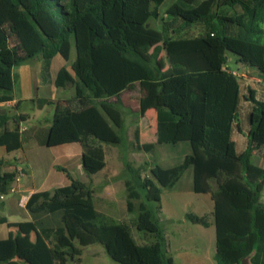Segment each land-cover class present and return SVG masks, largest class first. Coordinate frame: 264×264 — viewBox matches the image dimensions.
I'll list each match as a JSON object with an SVG mask.
<instances>
[{
	"label": "trees",
	"instance_id": "trees-1",
	"mask_svg": "<svg viewBox=\"0 0 264 264\" xmlns=\"http://www.w3.org/2000/svg\"><path fill=\"white\" fill-rule=\"evenodd\" d=\"M165 1L0 0V104L13 101L14 68L39 59L42 82L48 83L52 59L69 62L74 50L70 71L62 66L53 85L73 86L77 108L69 100H31L38 108L54 107L45 146L79 144L86 175L100 172L103 145H121V92L138 85L140 113L154 110L156 129L155 142L136 150L150 154L163 144L191 147L177 165L152 161L148 177L141 176L144 167L123 158L126 209L138 211L133 225L152 236L151 243L138 245L127 224L98 213L92 188L68 176L69 185L28 197L24 208L30 221L0 218L8 229L0 240V264H77L81 248L95 244L117 264H173L157 220L160 193L189 167L194 190L211 193L215 263L241 264L251 256V264H264V168L250 164L251 154L264 146V103L252 90L245 97L252 105L247 147L236 154L231 130L240 87L223 69L232 53L264 72V0H173L161 10ZM152 20L159 29L150 26ZM11 38L17 47L10 45ZM21 121L0 113V147L8 153L22 148ZM2 165L0 196L13 180L2 175ZM185 219L209 226L207 216L186 214Z\"/></svg>",
	"mask_w": 264,
	"mask_h": 264
},
{
	"label": "crops",
	"instance_id": "crops-1",
	"mask_svg": "<svg viewBox=\"0 0 264 264\" xmlns=\"http://www.w3.org/2000/svg\"><path fill=\"white\" fill-rule=\"evenodd\" d=\"M55 57L51 61L50 80L48 83L42 82V78L40 74V70H41L40 61H38L36 65H32L31 63H28V64L14 68L13 70V101L10 103L0 104V106L4 107V110L7 111L11 107L13 108V105L16 102L19 103L18 104V109H19V107H21L23 102H29L32 104L33 102H31V100L49 99L52 101L69 100L71 102L70 106L74 108V106H76L75 105L76 101L73 98L75 94V89L73 93H68V94L63 93L59 95L56 94L58 90H65L66 88L65 89L56 88L53 85V80L56 75L52 78L51 70H52V64H53ZM160 58L162 59V62H163V69L164 70L167 69L168 63L163 53L160 55ZM233 60L234 61L232 65L228 64V56H227V62L223 66V69L229 73L231 72L235 73L236 75L234 76L239 81L240 98H239L238 106H237V120L233 124L232 130H231V140L234 142L236 154L239 155V154H242L246 150V147H247V133L249 131V115H250L251 107H252L251 103L248 102L245 99V97L248 96L249 91L252 90L254 93L255 99L264 103V72L260 71L257 65L250 66V65H244L238 62L236 55ZM136 86L137 85H134L133 88L122 91L121 95L125 91L133 90ZM39 90L42 91L43 96L38 94ZM140 93L142 97V92ZM124 111H123V115H124ZM147 114H152L153 116L150 121L146 120ZM20 116L24 119V121L26 120V117L24 116V114L17 111V114L15 115V117L19 118ZM138 116H139V121L136 123V126L139 129L134 130L133 136H134L135 144L142 145L140 127L141 125H145L146 127L152 126L154 130V126H156V119H154L155 111L152 109H148L143 114H141L140 113V100H139ZM22 122L23 121L19 122V129L23 133V143L26 140L28 144L27 145L28 148L29 149L33 148L37 152V155L35 153L36 162L32 161L31 158H27L26 161L28 165L26 168H22L25 171V173H24V178H22L20 183L16 185L15 193H17V200L18 199L20 200L21 197H26V199H28V197L32 193H35V192L53 191L56 188L67 186L70 184V179L68 178V176L74 180H77L76 178H74L70 170H68L65 166H61L60 164L51 163L46 168L47 158L45 155H43V153L40 152V150H43L46 148L62 149L63 151H59L58 156L65 158L66 160L72 159V162H73V165H75L76 171L81 172L80 173L81 175H84L86 176V178H88V175H86V173L84 172L82 168V148L80 147L79 144H66V145H60V146H55V147H47L45 146L44 143H45L46 136H47V130L49 129L51 122H46L44 126L42 125L35 126L36 128L35 133L37 134L39 133L37 136L35 135L25 136L28 129L22 124ZM124 127H125V121L123 123V128ZM8 128L11 129L9 124H8ZM153 134L155 136V131H153ZM186 148L188 149V152H185L184 156L191 153V147L188 145V147ZM22 149H23V145L21 149L16 150V151H21ZM103 151H104L105 166L100 172L94 174L93 177L96 178V176L102 175L100 179H105L107 180V182L101 185L98 191H96L95 188L92 187L91 185L90 187L93 190L92 195H93V203H94L95 210L98 213L107 217L108 219L112 220L114 209H116V204L119 201L117 199L118 192L120 189H125V187H124V181H119L116 179L120 171L118 170L116 171L115 169L107 170V159H106V152L104 148H103ZM263 151H264V146L255 150L251 154L250 164L252 166L261 168V169L264 168V158L262 156ZM11 153L13 152L8 153L6 152L4 147H0V161L3 162V165L1 168L2 175H14L15 172L21 168L15 165L14 162L16 158H13L14 162L12 161V158L10 157ZM38 155L39 157H37ZM164 158H166V160H163L164 161L163 163H165L169 159L166 155H164ZM35 164L36 166H38L39 164L40 167H43L47 171L46 175L39 179L38 184L36 183V180L34 178L35 175L33 172V167L35 166ZM161 166H163V164ZM186 174H188V176ZM185 175L186 177H184ZM100 179L94 180L91 178V182L99 183ZM182 180H185L184 186L179 185L182 182ZM112 181H116V184L115 185L112 184L111 183ZM82 183L85 185H88L86 184V182H82ZM166 189L168 188H161V193H160V209L161 210H160L159 216L163 217L164 221L168 223L169 228H172V229H169L168 231L165 227H162V226L160 227L163 230L166 244H167V252H168V255L172 258L173 264H178V263L176 262V259L173 257L171 253L172 251L171 246L174 245L175 248L173 249V252L176 253L177 255L181 256L183 254H186V253L181 254V252H186V249H187L186 244L190 240V237H187L185 240H182L178 237L179 239L177 241L175 237L171 238L169 234L171 231H176V232H181L183 234L184 233L186 234V230H184L187 227V220L185 219V215L191 214V213H188L187 210H185L187 206H192L194 207V209H196L195 210L196 212L192 213L193 215L207 216L208 221H209L208 227H203L201 225L192 224L194 230L196 231L195 233L198 235V241H199L198 245L194 246V248L196 249L197 252H199L201 247L204 251L212 250V248H214L215 250V226H214V222L212 218L213 201L211 198V193L210 192H196L194 190V170L193 168L189 167L187 170H185L184 173L178 179V181L172 187L169 188V192L172 195V202L170 201L164 202L163 195ZM192 196L193 198H195L193 201L190 199ZM197 196H199L198 198H200V201L198 204L196 202ZM187 197L189 198L188 201L185 199ZM4 199L0 201H4ZM120 201H121V207H122L121 209L122 216L120 218L122 219V222L120 224L124 223L130 227L132 237L138 245L151 243L153 241V237L150 235L144 234V233L137 232V230L135 229L133 225L134 220L132 218H128V215H126V213L129 214L126 209V199L125 200L120 199ZM173 201L176 202L177 206H175V202ZM260 202L264 204V181L262 184ZM180 204L183 205L184 210H182V212L179 206ZM6 206H7L6 203H2V209L4 211L6 210ZM0 218H5L6 221L10 223H18L13 220H8L5 216H2ZM5 228L6 226L4 224H0V240L5 239L8 234V229H5ZM187 230H190V229H187ZM181 237H183V235H181ZM92 246H95V245H90V246L81 248L79 263L77 264H89V263H86V260H85L87 257H91L92 259H95V258L97 259L100 257H103L104 259L106 258L105 257L106 252L103 247H102L103 249H99V248L94 249Z\"/></svg>",
	"mask_w": 264,
	"mask_h": 264
},
{
	"label": "rangeland",
	"instance_id": "rangeland-1",
	"mask_svg": "<svg viewBox=\"0 0 264 264\" xmlns=\"http://www.w3.org/2000/svg\"><path fill=\"white\" fill-rule=\"evenodd\" d=\"M172 1L173 0H166L163 6L161 7L162 8L161 10H163L164 7L168 6ZM227 11L228 13L229 12L232 13V11L230 10H227ZM150 26L155 29H159V23L156 21L152 20L150 22ZM10 45L17 47V40L11 38ZM74 56H75L74 50L72 49L71 54H70V61L74 60ZM234 58H235V55L232 53H229L228 54V64L232 65ZM38 61L39 59H35L31 62V64L36 65ZM70 61L64 62L60 56H56L52 64V70H51L52 78L56 75V72L61 66H65L70 71ZM73 92H74V87L68 86L65 90H58L56 94L57 95L63 94V93L68 94V93H73ZM140 92H141L140 88L137 85L133 90L125 91L121 95L122 108H123L122 110L123 111L125 110L124 111L125 127L123 128L124 133L119 134L121 145L119 146L106 145V144L103 145V148L106 152L107 170L115 169L116 171L117 170L120 171L119 175L116 178L119 181H123L122 177L120 176V174L122 173L124 169L123 158H126L131 163V165L135 168L144 167L143 170L141 171V176L148 177L150 176L149 169L153 165L154 162L159 165L163 164V166L165 167H171V166L179 164L183 160L185 152H188V149L186 148L188 147V144L186 143H180L177 145H171V144L159 145L150 154L145 153L143 151L136 150L135 148L136 144L134 141L133 132L135 129H139L137 128L136 123L139 121L138 106H139V100L141 97ZM38 94L42 95L43 93L42 91L39 90ZM74 107L77 108V106H74ZM17 111H19L20 113H23L24 116L26 117V120L22 122V124L28 129L25 136H31V135L37 136L39 133L38 134L35 133L36 131L35 126L37 125L44 126L46 122H51L53 114H54V107H52L51 105H45L44 107L39 109L34 103L31 104L29 102H23L21 107H19L18 110H15L14 108L11 107L7 111H5L4 107L0 106V112L1 113L4 112L8 114L12 119L17 114ZM152 117H153L152 114H147L146 120L150 121ZM13 123H14L13 120L9 122L10 128H13L14 126ZM140 129H141V137H142L141 143L142 144L155 142V136L153 134V131H155L156 126H154V130H153L152 126L146 127L145 125H141ZM22 145H23V149L21 151H15L10 154V157L12 158L13 162H14L13 158H16L14 163L18 167H21L20 169L27 167L28 165L26 161L27 158H31L32 161L36 162L35 156L37 155V152L33 148L32 149L28 148L27 146L28 144L26 140ZM59 151H63V150L56 149V148H46V149L40 150V152L43 153V155H45L47 158L46 168L51 163L60 164L61 166H65L68 170H70V172H72L74 178H76L80 182H86V184H88L89 186L91 185L92 187H94L96 191L99 190L101 185L107 182V180L105 179H100L102 175H98L96 176V178L93 177L94 175H88V178H86V176L84 175H81L80 174L81 172L76 171L75 165H73L72 159L66 160L65 158L59 157L58 156ZM164 155H166L169 158L165 163H163L164 162L163 160H166V158H164ZM37 157H39V155ZM145 162H148L149 165L145 166L144 165ZM33 172L35 175L34 178L36 180V183L38 184L39 179L45 176L47 171L43 167H40L39 164L38 166H36L35 164V166L33 167ZM186 175L188 176V174ZM186 175L184 177H186ZM22 178H24V176ZM91 178L94 180L100 179V181L99 183L98 182L92 183ZM184 181L185 180H182V182L179 185L184 186L185 185ZM111 183L115 185L116 181H112ZM10 184L12 186L15 185L14 182H11ZM163 197H164V202H169V201L172 202V195L169 192V188L165 190ZM198 197L199 196L196 197L197 204L200 201V198ZM4 198H3L4 201H0V217L5 216L8 220H13L16 222H25V221L31 220V216L27 212V210L24 207L19 205V199L17 200V193H7L6 195H4ZM117 199L119 201L118 202L116 201L117 202L116 209H114V213L112 215L113 219L112 220L110 219V220L111 222L115 224H120L122 222V219H120L122 216V213H121L122 207H121L120 199H123V200L126 199L125 189L119 190ZM185 199L187 201L189 200L188 197ZM190 199L193 201L195 198H193L192 196ZM2 203H6L7 205L5 211L2 209ZM175 206H177L176 202H175ZM179 206L182 212V210H184L183 205L180 204ZM185 210H187L188 213H191V214L193 212H196L195 211L196 209H194V207L192 206H187ZM137 213L138 211L135 210L132 213H129V214L126 213V215H128V218H132L133 220H135L137 217ZM157 220H158V224L162 227H165L168 231L169 229H172V228H169L168 223L164 221L163 217L158 215ZM187 229H190V230H187ZM184 230H186V234L184 233L185 235L181 232H176V231H171L169 234L171 238L175 237L177 241L179 238L182 240H185L187 237H190V240L186 244L187 246L186 252H181V254L183 253H186V254H183L181 256L177 255L176 253L173 252V249L175 248L174 245L171 246V250H172L171 253L173 257L176 259V262L178 264H216L214 260V253H215L214 248H212V250H209V251L208 250L204 251L201 247L199 252H197L196 249L194 248V246L198 245L199 241H198V235L195 233L196 231L194 230L192 224H190L187 221V227ZM139 233H143V232H139ZM181 235H183V237H181ZM92 247L94 249H97V248L103 249L102 246L97 245V244H95V246H92ZM105 255H106L105 256L106 260L103 257H100L97 259L96 258L92 259L91 257H87L85 260H86V263H89V264H117L114 261H112L107 254Z\"/></svg>",
	"mask_w": 264,
	"mask_h": 264
},
{
	"label": "built area",
	"instance_id": "built-area-1",
	"mask_svg": "<svg viewBox=\"0 0 264 264\" xmlns=\"http://www.w3.org/2000/svg\"><path fill=\"white\" fill-rule=\"evenodd\" d=\"M232 75H236L235 73L231 72ZM24 176V172L22 169H18L15 174L13 175V180L12 182L15 183L14 186H12L11 184L7 187V193H15L16 192V185L20 183L22 177ZM4 198V196H0V200H2ZM27 199L26 197H21V199L19 200V205L24 207L25 203H26Z\"/></svg>",
	"mask_w": 264,
	"mask_h": 264
},
{
	"label": "water",
	"instance_id": "water-1",
	"mask_svg": "<svg viewBox=\"0 0 264 264\" xmlns=\"http://www.w3.org/2000/svg\"><path fill=\"white\" fill-rule=\"evenodd\" d=\"M250 257H251V256L245 257V258L241 261V264H251V263H250Z\"/></svg>",
	"mask_w": 264,
	"mask_h": 264
}]
</instances>
